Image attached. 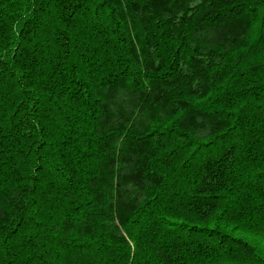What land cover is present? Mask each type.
<instances>
[{"label":"trees","instance_id":"16d2710c","mask_svg":"<svg viewBox=\"0 0 264 264\" xmlns=\"http://www.w3.org/2000/svg\"><path fill=\"white\" fill-rule=\"evenodd\" d=\"M0 264H264V0H0Z\"/></svg>","mask_w":264,"mask_h":264}]
</instances>
